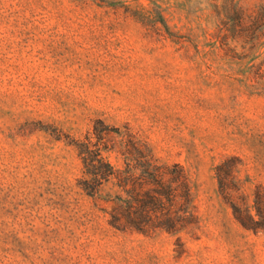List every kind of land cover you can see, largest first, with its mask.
Masks as SVG:
<instances>
[{
    "label": "rangeland",
    "instance_id": "374dc122",
    "mask_svg": "<svg viewBox=\"0 0 264 264\" xmlns=\"http://www.w3.org/2000/svg\"><path fill=\"white\" fill-rule=\"evenodd\" d=\"M260 6L0 0V264H264V229L235 220L214 174L236 155L250 201L264 189V34L243 41ZM127 131L188 172L192 232L116 230L111 183L83 189L87 138Z\"/></svg>",
    "mask_w": 264,
    "mask_h": 264
},
{
    "label": "trees",
    "instance_id": "16d2710c",
    "mask_svg": "<svg viewBox=\"0 0 264 264\" xmlns=\"http://www.w3.org/2000/svg\"><path fill=\"white\" fill-rule=\"evenodd\" d=\"M244 18L248 24L243 41L251 46L264 34V7ZM124 135L115 140L99 135L95 142L87 138L81 154L89 178L83 180V189H90L94 195L102 184L111 183L115 191L103 199L112 203L107 211L108 223L116 230L143 234L192 232L198 227L199 216L194 204L195 184L186 169L178 163H158L133 134L127 131ZM113 151L123 158L124 167L115 166L103 155ZM241 164L238 156L231 155L215 165L217 194L243 228L258 231L264 229V189L256 185L250 201L239 178Z\"/></svg>",
    "mask_w": 264,
    "mask_h": 264
}]
</instances>
